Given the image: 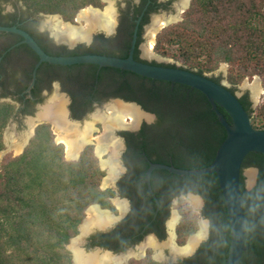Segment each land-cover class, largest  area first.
Masks as SVG:
<instances>
[{
  "label": "flooded vegetation",
  "instance_id": "obj_1",
  "mask_svg": "<svg viewBox=\"0 0 264 264\" xmlns=\"http://www.w3.org/2000/svg\"><path fill=\"white\" fill-rule=\"evenodd\" d=\"M102 1L104 5L93 7L102 13L108 7L113 8L114 24L110 29L95 28L86 39L55 34L54 16L36 13L23 0H0V25L27 31L47 54L54 56L99 54L125 58L136 35L133 53L136 60L171 65L149 50L148 39L162 19L176 16L185 0ZM39 62L37 53L19 34L0 31V106L14 104L12 117L18 124L25 119V125L29 126L28 119L41 118L52 129L56 128L54 118L64 113L70 128L78 129L76 134L86 132L88 138L92 134V142L83 151L92 146L100 164L96 147L101 138L105 150L102 159L109 160L117 169L111 179L114 183L111 189L115 191L110 197L111 205L103 207L99 203L108 221L90 228L85 223L79 229L77 235L81 237L74 242L70 240L67 245L72 264H77L76 251L89 259L83 264H100L103 258L108 261L102 264L215 262L221 256V200L194 192L191 181L163 175L160 172L163 169L152 172V191L147 182L151 164L175 165L178 152L188 149L187 141L181 138L186 125L172 117V106L164 101L173 97L176 84H170L167 97L166 90L163 92L166 81L118 73L117 68L91 63ZM249 99L253 107L250 95ZM119 102L133 107L141 116L137 121L128 117L125 126L108 131L106 123L121 106L117 105ZM55 134L56 129L54 138ZM58 143L65 147L62 142ZM243 179L246 188L244 174ZM193 204L196 209L192 208ZM192 211L198 213V228L184 238L186 232L182 225L186 223L187 231L192 227ZM202 222L206 223V230L189 248L192 238L201 231ZM184 248L188 250L180 252Z\"/></svg>",
  "mask_w": 264,
  "mask_h": 264
},
{
  "label": "trees",
  "instance_id": "obj_2",
  "mask_svg": "<svg viewBox=\"0 0 264 264\" xmlns=\"http://www.w3.org/2000/svg\"><path fill=\"white\" fill-rule=\"evenodd\" d=\"M35 12L60 13L74 21L81 8L104 5L102 0H23ZM261 19L262 25L256 21ZM179 46L178 57L194 64L199 73L213 71L220 62L253 65L264 74V0H192L182 21L171 24L157 35L155 49L164 55L169 45ZM156 64V63H152ZM175 66V65H168ZM118 73H136L115 69ZM243 74H230L229 81L238 84ZM214 78V77H213ZM219 81V79L214 78ZM164 83V81H162ZM168 97L170 82H165ZM264 84V81H263ZM176 84L172 98V117L186 127L181 138L187 141V153L179 151L175 165L182 168L205 167L212 163L227 136L208 98L199 90ZM235 92V89H231ZM171 99V100H170ZM249 113H254V126L264 129V101L255 109L249 95L240 97ZM199 105V112L193 105ZM14 104L0 106V152L4 149L3 129L14 111ZM227 120L228 113L222 108ZM183 113V114H182ZM179 136V135H178ZM177 139V137L174 135ZM178 146L180 141L177 140ZM64 147L56 144L50 125H38L25 150L16 156L7 155L0 163V264H72L67 245L79 233L86 209L95 203L111 205L113 189H102L106 172L100 167L93 147L85 149L79 160H65ZM259 168L258 183L247 191L243 175L241 189L247 217V250L241 264H264V154H249L244 168ZM163 175L187 179L193 190L221 200V256L211 264H223L231 242L230 224L215 172L200 176H181L167 170ZM187 215V214H186ZM192 227L198 228V213L192 211Z\"/></svg>",
  "mask_w": 264,
  "mask_h": 264
},
{
  "label": "water",
  "instance_id": "obj_3",
  "mask_svg": "<svg viewBox=\"0 0 264 264\" xmlns=\"http://www.w3.org/2000/svg\"><path fill=\"white\" fill-rule=\"evenodd\" d=\"M189 4L190 0L185 3V9L189 7ZM89 6L93 7V5ZM185 9L183 11H185ZM179 12L180 11L176 14L178 17ZM45 16L51 17L57 15L51 14ZM178 19L172 17V20H170L168 24L177 22ZM66 22L73 24L69 21ZM161 29H158V32ZM0 31L19 34L23 38V42L27 43L37 53L40 58L39 63L43 61L67 65L91 63L99 66L114 67L120 70L131 71L140 76L152 78L154 80H162L173 84H182L202 92L212 104L219 121L224 126L227 133L226 138L216 152L214 160L208 166L197 168H182L172 164L153 163L147 171V182L152 191L151 175L156 169L167 170L181 176H200L215 172L227 210L231 234L230 248L223 264H241L244 253L247 250V217L245 211V200L241 189V177L245 173L244 163L249 154L253 152L264 154V129L256 128L253 125V116L246 110L241 102V94L233 92L231 90L233 87L230 84L217 81L213 77L205 73H199L191 68L180 67L177 65L168 66L152 64L136 60L133 56L136 35L133 40V46L130 54L125 58L99 54L54 56L47 54L37 41L27 31L21 28L16 26L0 25ZM253 97V103L257 104L256 102H258V100L254 95ZM219 107H222L228 113L232 121L231 123L227 120ZM35 119L33 118L27 120L29 122L28 124L34 126L32 127L34 129L38 125L44 123L42 120L34 123ZM33 134V132L31 134H27L28 140ZM80 156L81 153L77 159H79ZM100 166L102 167L101 162ZM102 169L104 168L102 167ZM246 173L248 175V185L250 186L253 184L254 176L258 173V169L254 168L248 172L246 171ZM114 174H117V169H115ZM106 177H104V179ZM105 187L106 186L104 185L102 186V188ZM94 205L102 209L99 203H95L90 206ZM90 206L88 208H90ZM86 222L87 218L83 220L79 228L83 229V225ZM194 235H196V233ZM80 237V234L74 236L71 238V242L78 240Z\"/></svg>",
  "mask_w": 264,
  "mask_h": 264
},
{
  "label": "bare ground",
  "instance_id": "obj_4",
  "mask_svg": "<svg viewBox=\"0 0 264 264\" xmlns=\"http://www.w3.org/2000/svg\"><path fill=\"white\" fill-rule=\"evenodd\" d=\"M188 0L183 2V6L180 8V12H183L185 9V3H187ZM178 19V15L174 17ZM114 9L111 7H108V9L102 13L100 9H96L93 7L88 6L87 8L82 9L77 17V22L85 21V25L77 26L74 24H70L68 22L62 21L58 16L54 17L53 20V30L54 33H62L70 36L71 39H86L90 35V32L94 30L97 27L100 28H106L110 29L112 28L114 24ZM172 20L171 18L168 19H162L160 24L158 25V28H156L152 34H151V41L149 43V50L152 51L154 43H155V37L156 32H158V29L163 28L168 24V22ZM81 23V22H80ZM251 88L253 89L254 96L258 100L261 94L263 93V87L260 85V82L258 78L255 79V81L250 84ZM141 115L133 108L129 107L128 105H121L117 107V109L114 111V113L111 114L109 121L106 123V129L108 131L114 130L116 127H122L125 126V120L129 117L134 121H137V118H139ZM68 121H66V117L63 114H60L56 118H54V124L56 125V132H57V140L59 142H62L65 145V153L68 158H78L80 152L82 151L83 147L87 145L89 142H92L91 139V133L89 135V138L87 135L89 134H76L78 129L77 128H70V126L67 124ZM89 125H93L92 123ZM88 125V127H89ZM87 127V128H88ZM86 128V129H87ZM92 128H94L92 126ZM85 130V128H84ZM87 131V130H85ZM76 138H81V141H78ZM103 140L101 138L98 139L97 147H96V153L101 158V164L104 169L108 171V176L104 179L105 184L109 182L114 177L115 173V165L110 163L109 160L102 159L105 150L103 147ZM25 142V141H24ZM21 144V143H20ZM15 150L19 152L22 149L23 144L19 145L18 143H14ZM88 215L89 220H87L86 227L90 228L93 227V225H103L108 221L107 214L104 211H100V209L97 206H90L88 208ZM201 231L199 234H197L196 237H193L190 242V247H193L196 242L202 238L205 230H206V223L202 222L201 224ZM84 226V225H83ZM188 249L184 248L180 252H185ZM76 261L77 264H83L85 261H89V259H86L85 257H82L78 251H76ZM108 261V258H103L100 264L105 263Z\"/></svg>",
  "mask_w": 264,
  "mask_h": 264
},
{
  "label": "rangeland",
  "instance_id": "obj_5",
  "mask_svg": "<svg viewBox=\"0 0 264 264\" xmlns=\"http://www.w3.org/2000/svg\"><path fill=\"white\" fill-rule=\"evenodd\" d=\"M186 1V0H185ZM24 2V1H23ZM191 2L192 0H190V4H189V7L191 5ZM25 4V2H24ZM26 5V4H25ZM27 6V5H26ZM28 7V6H27ZM88 7V6H87ZM85 7V8H87ZM188 7V8H189ZM29 8V7H28ZM185 9V11L183 12H179V19L177 20V22H172L170 24H168L167 26L171 25V24H175V23H178L180 21L183 20L184 18V14L185 12L187 11V9ZM31 9V8H30ZM84 9V8H81L78 13L76 14V17L74 19V21H69V20H65L62 16V14L60 13H51V14H56L62 21L66 22V21H69L73 24H76V18L78 17V14L79 12ZM33 10V9H32ZM36 13H39V12H36ZM42 13H47V12H42ZM50 14V13H49ZM56 17V16H54ZM54 17H52V22L54 20ZM51 19V18H50ZM81 22V23H80ZM78 22L77 26H81V25H85L86 26V23L85 21H80ZM258 24L262 25L263 21L261 19H258L256 21ZM165 26V27H167ZM164 27V28H165ZM158 31V30H157ZM160 32V31H159ZM157 33V32H156ZM149 40V43L151 41V38L148 39ZM156 43H157V35L155 37V43H154V46H153V51L158 53L161 57H159V59H161V61H165L166 63H169L171 65H177V66H180V67H186V68H191V69H194L196 71H199L198 67L194 66V64H191V63H185L182 59H180L178 57L179 55V46L177 44H174V45H169L168 48H169V53L168 55H164L162 53H159L156 49H155V46H156ZM205 74L211 76V77H214V78H219V80L221 82H226L228 84H230L233 88H235L237 90V92L239 94H243V93H248L250 95V97L252 99H254L253 97V89L251 88L250 84H252L256 78H258L259 82H260V85L263 87V93L261 94V96L259 97L258 99V102H256L257 104H254L253 103V109H255L260 103H262L264 101V84H263V81H264V74H263V71L262 70H259L257 69V67L253 66V65H249V66H246V65H243L241 63H239L238 61H235L233 63H229V62H220V64L213 70V71H210V72H204ZM243 74L244 77L243 79L241 80V82H239L238 84H233L229 81V76L230 74ZM124 102H119L117 105H123ZM15 106V105H14ZM194 108H197V111L199 112V105H193ZM15 108V107H14ZM14 112V111H13ZM181 113V111L177 110V113L175 112V114L177 115V117H175L176 120H181V119H184L185 121H187L188 117L186 116H178L179 114ZM183 114V113H182ZM13 115V113H12ZM12 115L10 116V119L8 121V123L6 124V126L4 127L3 129V141H4V144H5V147L4 149L0 152V163L3 161V159L9 155V154H12L13 156H16V155H19L21 154L26 146L29 145L32 137L35 135V132H36V129L37 127L34 129L32 127L34 126H31V124L29 126H26L25 125V122L26 120L24 119L22 121L21 124H18L16 121H14V117H12ZM254 113H252V116L254 117ZM39 119V118H38ZM44 121L43 119H35L34 120V123L38 122V121ZM45 122V121H44ZM43 124V123H42ZM35 125V124H33ZM41 125V124H40ZM262 126L261 122H258L256 124V128H259V129H263V128H260ZM51 131L52 133L54 134L55 132V129H52V126H51ZM34 133L30 139L28 140V137L26 135V133ZM104 132V130H103ZM118 134V133H117ZM117 138H119V136L117 135L116 136ZM57 136L55 134V138H54V141L56 142V144H59L58 141H57ZM116 139V138H115ZM25 141V142H24ZM28 141V143H27ZM14 143H18L19 145L23 144L22 146V149L17 152L15 150V145ZM21 143V144H20ZM64 147V146H63ZM65 148V147H64ZM65 150V149H64ZM83 152V151H82ZM81 152V154H82ZM184 152H186V149H184ZM65 153V152H64ZM66 155V154H65ZM81 157V156H80ZM65 160H70V161H73L71 158H68L67 156H64ZM75 160H79V159H75ZM99 161V159H98ZM101 167V166H100ZM102 168V167H101ZM254 168H257L258 167H255V166H248V167H245V177H246V190L249 192L251 190H253L256 186V180L258 178V173L255 174L254 176V181H253V184L252 185H248V175L246 173V171H250V170H253ZM105 172H106V175L108 176V171L106 169H103ZM106 175L104 177H106ZM104 177L102 179V182H101V188L102 186L104 185L105 183V180H104ZM114 183L113 181L109 180V182L107 184H105L104 186H106L105 188H102V189H111L113 187ZM194 205V206H193ZM192 205V208L196 209V206L195 204ZM89 218V215H88V210L86 209V217L85 218ZM201 225V224H200ZM80 227V226H79ZM80 229V228H79ZM201 229V228H200ZM73 244V243H72Z\"/></svg>",
  "mask_w": 264,
  "mask_h": 264
},
{
  "label": "clouds",
  "instance_id": "obj_6",
  "mask_svg": "<svg viewBox=\"0 0 264 264\" xmlns=\"http://www.w3.org/2000/svg\"><path fill=\"white\" fill-rule=\"evenodd\" d=\"M77 19V18H76Z\"/></svg>",
  "mask_w": 264,
  "mask_h": 264
}]
</instances>
